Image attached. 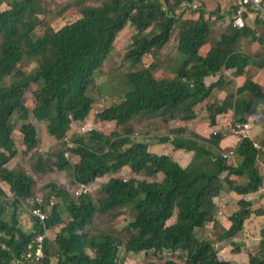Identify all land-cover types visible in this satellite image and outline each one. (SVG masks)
<instances>
[{
	"label": "trees",
	"instance_id": "trees-1",
	"mask_svg": "<svg viewBox=\"0 0 264 264\" xmlns=\"http://www.w3.org/2000/svg\"><path fill=\"white\" fill-rule=\"evenodd\" d=\"M54 1L0 0V7L8 5L0 11V196L8 198V186L15 198L0 203V264H51L54 259L55 264H124L122 247L153 253L163 264H233L220 258L215 245L237 238L254 214L252 201L242 196L264 194L259 166L264 140L258 151L253 139L239 143L235 136L236 123H250L260 115L264 119V85L251 73L255 67L264 70V18L257 14L264 13L249 7L248 17L256 19L239 27L232 20L234 2L227 9L218 3L210 9L205 0H97L98 6L74 0L52 11ZM186 3L201 5L195 17L179 15ZM49 15L65 24L43 30ZM226 17L230 24L214 36L215 26ZM128 25L135 34L125 57L135 67L146 55L163 51L174 32L182 61L162 75L156 63L128 74L131 90L97 116L121 132L78 131L83 135L73 139V149L66 141L48 172H66L73 189L51 181L44 197L56 194L52 214L43 223L28 213L32 228L26 232L18 209L21 201L37 198L35 174L42 176L46 163L39 158L31 175L8 168L19 156L12 119L23 123L24 155L39 146L37 128L28 123L31 116L46 125L51 138L64 142L76 123L82 126L90 117L94 101L88 89ZM204 114L213 130L222 118V130L235 136L234 159H224L221 134L208 138L189 129ZM175 123L180 125L171 128ZM153 145L172 151L160 156L149 151ZM182 151L193 155L187 168L174 160ZM124 170L132 175L117 177ZM107 176L95 195H74L78 184L95 185ZM225 192L242 197L240 209L217 238H198L197 230L207 223L221 226L215 200ZM99 218L107 228L95 226ZM46 232L44 259H27L28 244ZM261 246L250 264H264V232ZM167 251L175 256L166 258Z\"/></svg>",
	"mask_w": 264,
	"mask_h": 264
},
{
	"label": "rangeland",
	"instance_id": "rangeland-1",
	"mask_svg": "<svg viewBox=\"0 0 264 264\" xmlns=\"http://www.w3.org/2000/svg\"><path fill=\"white\" fill-rule=\"evenodd\" d=\"M69 1L74 0H56L52 3L49 9L52 11H56L62 5H66ZM205 2L210 9H214L216 7V3L222 5L224 9L230 8V6L233 4V0H205ZM87 4L98 6L101 5V1L90 0L87 2ZM198 5L199 7L201 6L199 3ZM7 6V4H3L0 7V11L6 10ZM197 10L198 9L193 10L187 6L185 8L182 7V9L178 13L179 15L182 14L183 18H191L197 15ZM67 11L68 10H66V12ZM257 14L258 16L264 18L261 12H258ZM256 16L257 15H254L252 19L255 20ZM64 24L65 21L59 18L58 16L49 15L46 17V23L42 27V29L46 30V27L48 25H52L55 29H58ZM229 24L230 21L227 17L226 19L218 22L213 30V35L215 36L220 32L224 31ZM134 34L135 29L131 25H128L125 30L119 34V41L114 50L110 53L107 60L105 61L100 76L97 78L96 82L88 89V94L94 101L93 110L87 122L79 127H87L88 125H92L94 130L102 132L106 136H111L115 132H121L120 128L117 127L115 123H102L97 119V116L104 109L108 108V106L119 102L126 95V93L131 90V86L128 81V74L137 68L147 67L151 64L156 63L160 66L159 73H161L162 75L164 71L168 72V69H170L171 67H174L175 70L178 63H181L182 57L177 48L178 35L177 32H174L170 43L166 46L163 51H161L159 54L146 55L142 59V64H139L137 67H135L132 62L127 60L125 57L126 53L131 48V41ZM34 67L35 64H32L27 68V70L31 71ZM259 70L253 68L251 73L253 74V72L255 71V73L260 75V77H262V79L264 80V70L260 68ZM227 74L229 73L227 72ZM212 81L214 80L211 78L208 84H211ZM235 86L236 82H234L233 88ZM34 89L35 88L33 87L27 92V95L24 98L25 104L29 103ZM262 109H264V107ZM249 121L252 125L251 138L255 143L261 145L262 141L264 140V119L260 115L258 117H253ZM28 123L33 124L37 128L39 146L37 150L32 151L28 155H24L25 148L22 147L23 139L22 134L20 132L23 123L20 122L17 117L13 118L12 124L15 127L14 140L16 141L19 148V156L17 159L12 161L8 165V168L10 170H24L29 172L31 175L34 171L32 166L38 162L39 158H43L46 163L43 175L41 176L39 175V173L35 174V177L37 179L36 194H38V196H46V193L50 190L49 184L51 183V181L60 183L67 188L69 187V190L73 189V187L69 186V177L66 172H48V169L54 166L57 160L56 155L63 148H65L66 141L68 142L69 146V144H73L71 142L74 138L83 134L80 135L78 133V128L76 126L75 132L70 133V135L64 142H57L49 136L47 127L44 123H39L33 118V116L30 117ZM222 124L223 119L220 118L219 126L213 130V128H211L210 126L208 116L204 114L203 116L196 119L194 122L189 123L187 126L193 132L208 138H211L213 135L215 136V134H221V146L223 147L224 153L226 154L228 151L232 150V146H234L236 138L231 132H224L222 130ZM179 125L180 123L172 124L171 128H175ZM181 153L183 154L181 155V164L182 166H184L185 160H187L190 155H193L185 151H182ZM32 156H34L35 158H33ZM175 159L177 160V155L175 156ZM259 166L260 171L262 172L264 177V158L260 160ZM131 175L132 174L129 170H124L123 172L118 173L117 177L127 179ZM110 177L111 176H107L103 179L98 180L95 185H91L90 194L95 195L96 191L103 185V183L108 182ZM159 180H161V176L159 177ZM6 188V193L8 195H11L9 187L6 186ZM224 195L226 196H223L220 199H216V201H218L220 205L219 211L223 212L222 215H219L216 212V220L219 221L221 226L215 224L214 222L207 223L204 228L197 230V236L198 238L212 236L214 238H217L219 235L222 234L224 228L229 227V216L240 209L239 200L242 197H245L247 200H251L253 203L251 209L254 214L245 222L244 230L240 232L237 238L220 241L217 242L215 245L221 259L229 260L233 264H250V257L259 254L262 249L261 243L263 240L264 232V194L258 192L255 194L241 197L233 195L231 193H229L228 195V192H225ZM11 196H8L5 201L9 202L8 199ZM20 207L28 213V211L22 205H20ZM94 224L96 227L99 228H107L106 223H104V218L96 219ZM49 237H55L54 231L50 232ZM173 256L175 255L170 251H167L165 253L166 258H171ZM120 259L124 264H163L162 261L155 259L153 253H150L149 255H146L145 253H131L127 252L125 247H122L120 250ZM55 263V259L53 262L51 261V264Z\"/></svg>",
	"mask_w": 264,
	"mask_h": 264
},
{
	"label": "built area",
	"instance_id": "built-area-1",
	"mask_svg": "<svg viewBox=\"0 0 264 264\" xmlns=\"http://www.w3.org/2000/svg\"><path fill=\"white\" fill-rule=\"evenodd\" d=\"M234 2V13H233V22L236 26L244 27L246 24L250 23V18L252 13L249 7H256L260 11L264 13V9L261 5V0H233ZM186 6L193 8L194 10L198 9V5H190L186 3ZM77 128L81 133H85L86 129L88 132L93 131L92 125H88L85 128L79 127L81 126L80 123H76ZM235 136L239 140V143L243 142L244 140L250 139L252 136V125L250 123H236L235 125ZM255 149L261 151L262 148L259 144L254 145ZM69 149H73L74 145L69 144ZM236 148L234 147L232 150L227 152L223 155L224 159H234L236 157ZM67 158H69V154H66ZM91 191V187L84 183H80L77 185L74 195L78 198L82 195H86ZM261 192L264 193V183L261 188ZM222 198V197H221ZM15 198H13L14 200ZM220 199V198H219ZM56 202V194L52 193L48 199L44 196H38L35 199L27 198L24 201H21V205L28 211L30 215L39 219L41 222H45L49 219L52 214V207L55 206ZM219 205V203H218ZM220 208V205H219ZM219 215H222L223 212L219 211ZM46 234H40L34 240H32L27 247L26 257L27 259L33 262H41L44 259V239Z\"/></svg>",
	"mask_w": 264,
	"mask_h": 264
},
{
	"label": "crops",
	"instance_id": "crops-1",
	"mask_svg": "<svg viewBox=\"0 0 264 264\" xmlns=\"http://www.w3.org/2000/svg\"><path fill=\"white\" fill-rule=\"evenodd\" d=\"M251 22H253V20L251 19ZM258 67H255V69L256 70H259V68L257 69ZM259 71H261V70H259ZM226 74H227V72H226ZM227 75H229V74H227ZM252 77L254 78V80L255 81H257V82H259V83H261L262 85L264 84V80L262 79V77H260V75H258L257 73H255V71L253 72V74H252ZM192 129V128H191ZM149 151L150 152H152V153H155V154H157V155H160V156H162V155H167V154H169L172 150H171V148L169 147V146H163V145H153V146H151L150 148H149ZM177 155V160L175 159V156ZM181 155H183L181 152H177V153H175L174 154V160L176 161V162H178L181 166H182V164H181V161H182V156ZM192 159H193V156H189V158L187 159V160H185V165L184 166H182L183 168H187L188 166H189V164L191 163V161H192ZM7 188L5 187V189H4V192L6 193V190ZM6 195L7 196H11V195H8L7 193H6ZM228 195H229V193H228ZM0 201L2 202V201H5V199L2 197V196H0ZM18 215H19V221H20V226H21V228L24 230V231H26V232H29L30 230H31V228H32V226H31V224H30V215L23 209V208H21L20 206H19V209H18ZM22 224V225H21ZM49 233L48 232H46V236L48 235Z\"/></svg>",
	"mask_w": 264,
	"mask_h": 264
},
{
	"label": "clouds",
	"instance_id": "clouds-1",
	"mask_svg": "<svg viewBox=\"0 0 264 264\" xmlns=\"http://www.w3.org/2000/svg\"><path fill=\"white\" fill-rule=\"evenodd\" d=\"M78 131H79V129H78ZM250 139H252V138H250ZM255 144H256V143H255ZM260 146H261V145H260ZM68 147H69V146H68ZM261 148H262V146H261ZM232 149H233V148H232ZM262 150H263V149H262ZM258 151H259V150H258ZM228 152H229V151H228ZM223 196H226V195H222L221 197H223ZM221 197H218V198H221ZM11 198H12V197H11ZM13 198H14V197H13ZM13 198H12V201H13ZM218 198H217V199H218ZM215 201H216V200H215ZM216 203L218 204V201H216ZM20 204H21V203H20ZM20 204H19V205H20ZM218 206H219V205H218ZM219 209H220V208H218V212H219Z\"/></svg>",
	"mask_w": 264,
	"mask_h": 264
}]
</instances>
